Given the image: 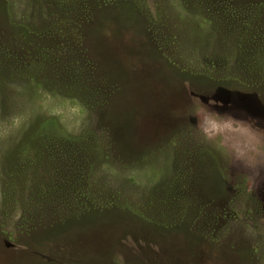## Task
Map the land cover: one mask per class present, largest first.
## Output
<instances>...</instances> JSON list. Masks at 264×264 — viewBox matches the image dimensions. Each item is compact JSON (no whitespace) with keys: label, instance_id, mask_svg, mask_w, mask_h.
<instances>
[{"label":"rangeland","instance_id":"rangeland-1","mask_svg":"<svg viewBox=\"0 0 264 264\" xmlns=\"http://www.w3.org/2000/svg\"><path fill=\"white\" fill-rule=\"evenodd\" d=\"M196 99L264 130V0H0V264H264V146Z\"/></svg>","mask_w":264,"mask_h":264},{"label":"clouds","instance_id":"clouds-1","mask_svg":"<svg viewBox=\"0 0 264 264\" xmlns=\"http://www.w3.org/2000/svg\"><path fill=\"white\" fill-rule=\"evenodd\" d=\"M212 106L220 107L222 105L212 99H209L208 104L205 105L196 99L190 114L196 117L195 128L205 141H215L224 145L237 159L241 160L246 155L245 153L238 151L230 142L225 145V138L236 135L237 130L244 134L239 137L242 142L251 138L256 142L258 148L264 146V130L257 128L254 121L238 120L227 113L219 114L211 110Z\"/></svg>","mask_w":264,"mask_h":264},{"label":"trees","instance_id":"trees-1","mask_svg":"<svg viewBox=\"0 0 264 264\" xmlns=\"http://www.w3.org/2000/svg\"><path fill=\"white\" fill-rule=\"evenodd\" d=\"M67 218V217H66Z\"/></svg>","mask_w":264,"mask_h":264}]
</instances>
